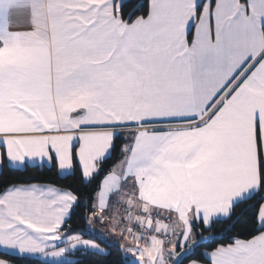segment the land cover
Returning <instances> with one entry per match:
<instances>
[{
    "label": "snow or ice",
    "instance_id": "6c2138e0",
    "mask_svg": "<svg viewBox=\"0 0 264 264\" xmlns=\"http://www.w3.org/2000/svg\"><path fill=\"white\" fill-rule=\"evenodd\" d=\"M29 164L91 191L0 182V264H264V0H0V172Z\"/></svg>",
    "mask_w": 264,
    "mask_h": 264
},
{
    "label": "trees",
    "instance_id": "16d2710c",
    "mask_svg": "<svg viewBox=\"0 0 264 264\" xmlns=\"http://www.w3.org/2000/svg\"><path fill=\"white\" fill-rule=\"evenodd\" d=\"M27 181L46 183V184H51L53 186H64V185L72 184L75 189H79V195L81 196L82 199L87 198L91 191L90 187L83 186L78 176L76 178L69 176L67 179H61L55 166H51V167L46 165H44L43 167L27 166L23 170L13 169L12 167L9 166V167H5L3 171L0 173V182L23 183ZM85 211L86 209L83 207L77 209V212L79 214H83ZM71 224L73 228H77V226H79L80 229L85 228V224L80 219V215L74 216L71 221ZM89 238H96V237L91 236ZM111 250L113 252V256L107 258L109 264H113L115 258L119 256V253L117 252L115 246H112ZM71 257L73 260H80L81 264H90V259H92L91 257L84 256L83 253H76ZM13 259L15 260V264H51L35 258L13 257ZM126 260L129 261V258L127 257Z\"/></svg>",
    "mask_w": 264,
    "mask_h": 264
},
{
    "label": "crops",
    "instance_id": "0c3cea01",
    "mask_svg": "<svg viewBox=\"0 0 264 264\" xmlns=\"http://www.w3.org/2000/svg\"><path fill=\"white\" fill-rule=\"evenodd\" d=\"M27 166H39V165H35V164H29V165H26L24 168H26ZM48 166V165H46ZM11 167V166H10ZM23 168V169H24ZM1 173V172H0ZM110 243V242H109ZM27 258H35V259H39L43 262H47V263H51V264H57V262H54V261H51V260H45V259H42L41 257L37 256V257H27ZM68 259L70 260H73L72 257L70 256Z\"/></svg>",
    "mask_w": 264,
    "mask_h": 264
},
{
    "label": "water",
    "instance_id": "95a60500",
    "mask_svg": "<svg viewBox=\"0 0 264 264\" xmlns=\"http://www.w3.org/2000/svg\"><path fill=\"white\" fill-rule=\"evenodd\" d=\"M129 258V261L131 260V257H128Z\"/></svg>",
    "mask_w": 264,
    "mask_h": 264
}]
</instances>
